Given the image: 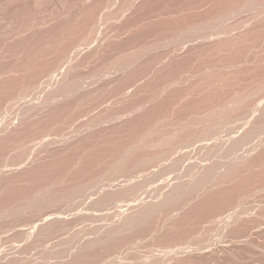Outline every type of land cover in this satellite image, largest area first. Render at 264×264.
I'll return each instance as SVG.
<instances>
[{
	"label": "bare ground",
	"instance_id": "1",
	"mask_svg": "<svg viewBox=\"0 0 264 264\" xmlns=\"http://www.w3.org/2000/svg\"><path fill=\"white\" fill-rule=\"evenodd\" d=\"M4 1L6 2L2 6L0 0V10L7 13L12 10L17 12V9L27 7L31 1L33 5L39 2V0ZM63 1L67 0L54 1V8L48 9L51 12L49 18L44 19L43 15L48 12L47 7L43 8L46 9L43 18H40L41 13L38 17L41 24L36 22L35 25L37 23L40 24L38 27L45 24L53 25L52 23L66 16L67 8L65 9L66 3ZM77 1L80 4H77ZM77 1L72 3L77 5L74 7L78 9L76 8L77 11L75 9L73 17L76 18L71 25L68 24V30L61 27L58 36L53 35L54 38L46 41L47 43L41 40L47 46L54 45L52 50L48 48L51 50L49 53L29 54L31 55L29 58L27 57L29 52L25 55L27 58L19 53L28 59L25 61L26 64L18 67L13 62L14 66L18 67L16 71L19 75L24 72L22 76L15 77V80L19 79L17 82L21 80L23 84L29 79V75L33 77L34 71L37 69L39 71V66L44 67V64L50 65L49 70L47 66L44 67L46 73L41 70L44 71L41 74H46L45 78L41 77V74L37 77L39 74L37 71L38 74L33 77L34 83L31 85L38 89L44 79L51 78V82L49 81L50 86L46 90L44 88L48 85L42 88L45 92L37 102L21 110L16 125L11 127L12 125L0 124V136L3 139L7 137L3 136L4 134L9 132L12 134L13 128L14 132L25 120L29 122L30 114L31 117L38 116L42 119L41 116L46 114L48 108H51L48 111L50 113L57 103L65 102L70 110H76L85 103H94V106L101 103V106H106V110L110 112L106 115L99 113L95 117L93 112L95 109H91L92 113L85 115L87 117L81 125L76 122L79 126L74 124L73 128L70 126L72 129L69 127L70 132L65 133L67 135L49 138L52 142L46 144L51 142L50 146H58L55 152L49 146L45 148V145L43 148L46 151L49 149V153H40L45 152L42 148L40 152H34L36 154H32L33 156L20 155L27 161L23 170L17 167L18 169L2 171L18 170L19 173L14 174H18L19 185L22 179L26 181L27 177L29 179L33 176L35 179L34 177L39 174L43 176L59 160L68 159L72 164L68 163L67 170L64 168L66 171L63 169L64 165L60 166L61 177L59 174V176L53 174L58 177V180L56 179L58 184L59 182L65 184H60L62 186L59 188L60 191L57 189L61 194L59 197L72 195L75 200L79 195L85 197L90 194L91 188L98 189L90 194L96 193L95 197H91L89 208L111 206L113 212L108 223L89 229L83 225L87 227L86 230L83 229L85 231H80L83 227L79 226L81 228L76 230L83 232L76 234V230L75 233L72 232L75 224L72 226L69 222L74 217L71 216L70 220L63 219L64 215L62 217L58 214L52 215L55 212L45 217L46 214H41L44 212L42 211L44 205L41 213L37 210L36 216L39 218L43 215L45 218L43 216L39 218L40 220L35 218L34 222L37 221L26 231L24 238L14 240L16 243L13 244V241L12 249L0 253V264H126L122 261L126 255L120 258L122 250L134 249L139 239L143 236L146 238V235L155 241L154 244L164 249H159V252L164 251L162 255L152 254L157 256L148 264H242L243 258L249 256L250 258L259 256L260 261L256 263L264 264V195L263 199L261 198V192L264 191V0H197L189 5L190 0L188 2L185 0L184 3L188 6L183 5L179 10L177 8L175 11L171 9L172 11L166 12L165 9L162 12L161 8H158L160 10L156 12L154 8L157 14L151 12L152 15L148 11L150 16L145 18L150 22V26L143 18V11L153 0ZM176 1L178 3V0ZM180 1V5L184 4ZM170 4L175 2L169 3V7ZM151 7L154 6L149 8ZM170 8L167 7V10ZM68 10H71V7ZM143 22L149 27L143 28L145 24ZM10 23L9 21L8 24ZM30 23L28 19L27 24ZM8 24V28L5 25L8 31H15L14 25L13 29L9 30ZM57 24L59 26V23ZM27 27H24L25 32ZM43 27L46 28V25L41 26ZM17 30L16 34L13 31V36H10L11 32L8 35L7 30H2L1 27L0 34L5 31L7 41H12L11 39L17 35ZM25 32L22 34L27 35L28 31ZM5 33L0 36L3 37ZM16 39L18 40L17 36ZM18 41L21 42L20 38ZM33 42L35 45L36 41ZM2 48L4 46L0 47V53ZM14 48L11 50L13 55ZM3 54L9 56L6 52ZM207 55H212L210 60L214 59L213 56L218 58L217 55L219 57L223 55V58L210 62ZM99 59L106 60L94 68ZM201 59L204 60L201 62L203 65L201 63V66L197 65ZM18 61L20 63V60ZM205 61L210 63L206 64ZM11 68L15 70L14 67ZM58 71L59 73L55 74ZM1 73L2 78L3 73L8 74L10 78L14 71L7 68ZM7 85L1 81L0 91L7 89ZM24 86L20 88L24 89ZM33 89L31 87L32 92ZM25 92L30 91L25 87ZM7 96L9 98L8 94ZM2 100L4 101V98ZM3 109L0 110V116ZM15 110L19 108L16 107ZM40 110L46 112L43 114ZM12 118L11 116V120ZM71 119L70 121H73ZM99 145L106 147L107 153L95 152ZM14 156L17 157L19 154ZM89 156L95 158V162L93 160V163L84 164V159ZM23 160L19 163L15 160L16 163L10 164L21 165ZM166 175L168 176L166 181H162ZM18 178H21V181ZM157 180H160L158 185L163 182L160 187L156 184ZM13 182L15 185L16 182ZM11 183L5 185H10L9 188L14 187ZM66 183L70 184L69 188L66 187ZM103 183L107 185L101 186ZM46 184L48 186V182ZM152 184H156L158 188L154 185L157 188L154 189ZM4 186L0 187V193L8 188ZM64 188V192L61 191ZM49 191L51 193V190ZM36 194V197L43 200L44 193ZM59 197L51 194L46 196L45 200H58ZM67 197L64 196L62 199ZM53 200L46 202V206H51ZM39 203L36 205L39 206ZM36 205L34 203L35 207ZM51 212L50 210L49 213ZM70 228L72 235L74 234L72 239L70 234L69 239L68 236H61ZM23 236L21 234L19 238ZM146 242L149 243V240L146 239ZM137 249L140 251V248ZM257 249L262 250H259L262 253L256 251ZM146 251L145 254L149 250ZM131 253L132 251L130 255ZM137 255L131 256L134 257L132 260L135 261ZM140 255L137 259L139 257L141 259ZM144 261H147V258Z\"/></svg>",
	"mask_w": 264,
	"mask_h": 264
},
{
	"label": "rangeland",
	"instance_id": "2",
	"mask_svg": "<svg viewBox=\"0 0 264 264\" xmlns=\"http://www.w3.org/2000/svg\"><path fill=\"white\" fill-rule=\"evenodd\" d=\"M2 2V6L5 4V2L6 1H4V0H1ZM41 0H39V2L36 4V5H40V6H36V5H33L34 3L31 1V4H29V5H27V7H25L24 6V8H22V9H17V12H15V10H12V11H9L10 13H7V12H2L1 10H0V28L2 27V30L4 29V30H7V32H8V35H10L9 33L11 32V35L10 36H13V34H12V32L14 31H8V26H7V24L9 23V21L12 23H10V24H8V25H10V29L9 30H11V28L13 29V26L12 25H14V29H15V34H16V29H18L17 30V35H15V37L13 38V39H16V36H17V38H18V40H19V38H20V41L21 42H19L17 39L16 40H13V39H11L12 41H7L8 39H7V35H6V33H5V31H3V33H5L4 34V36L2 37V36H0V39H2L1 41H0V43L2 44H0V47L2 46H4V48H2L3 50H2V52L4 53V52H6V54L8 55L9 54V56H12L13 54H12V52H11V50L14 48V45H15V48H14V54L15 55H13L12 57H14V60H13V58L11 57H9V56H4V54L1 52L0 53V55H2L3 54V56H0V60H2V61H0V64H1V69H0V74H2L1 72L2 71H5V70H7V68H8V70H12V72L14 71V74H18V72L16 71L17 70V68L18 67H22L23 66V64H26L25 63V61L26 60H28V59H25V58H27L28 56L30 57L31 55H29V54H33V53H37V54H39V53H49L51 50H52V48L54 47V45H52V44H50L49 46H47L46 45V43L48 42V41H50V39H52V38H54V36L56 37V35L58 36L59 35V33L61 32V27H63L65 30L67 29L68 30V28H69V26H68V24L70 23V25L72 24V21L76 18V17H73V15L76 13V11H77V9L74 7V6H77V5H73L72 3H74L75 1H77V0H73V2H72V0H67V1H63L64 3H66V6H68V5H70L69 7H71V10H68L69 9V7H66L65 5V9L67 8V10H66V13H67V15L66 16H64L63 18H60V19H62L61 21H62V23H61V21L59 22V20H57V22L56 23H52L53 25H51V24H45L46 25V28L45 27H43V28H41V26H45V25H41L40 27H38V25H40L41 24V22H39L38 20L40 19V18H43V16H45L44 17V19H46V18H49V13H51V12H49L52 8H54L53 6H54V1L55 0H42L41 2H40ZM69 1V2H68ZM156 1V2H155ZM160 0H153V2L152 3H150L149 5H148V7L147 8H149L150 6H154V7H151V9L149 8V9H145L144 11H143V18H149V16L150 15H152V13L151 12H154V14H157V13H155V11L157 12L158 10H160V9H158V8H161V11L163 10H165L166 9V12H170V11H175V9H177L178 8V10L179 9H181L182 8V6L183 5H185V3H184V1L185 0H178V3H177V1L176 0H171V2H170V0H165V1H162V3H163V5L165 6V7H162L163 5H162V3H161V1L159 2ZM167 1V2H166ZM175 2V4H170V7H172L173 5H175V6H177V7H175V6H173L172 8H170L169 7V3H174ZM179 1L181 2V3H184V4H182V5H180V3H179ZM195 1H197V0H190V2L188 3V5L190 4V3H193V2H195ZM78 2V1H77ZM158 2L160 3V5H158ZM166 2V3H165ZM185 2H188V0H186ZM53 3V4H52ZM68 3V4H67ZM76 3V2H75ZM77 4H80V2H78ZM152 4V5H151ZM155 4V5H154ZM157 4V5H156ZM177 4V5H176ZM179 4V5H178ZM187 4V3H186ZM172 5V6H171ZM188 5H185V6H183V7H186V6H188ZM33 6H34V8L35 7H38V8H33ZM158 6V7H157ZM42 7V8H41ZM47 7V10L46 9H43V8H46ZM79 7V6H78ZM167 7L168 8H170V10L168 9L167 10ZM27 8V9H26ZM35 10H33V9ZM51 8V9H50ZM154 8H156L155 9V11H154ZM163 8V9H162ZM48 9H50L49 11H48ZM75 9H76V11H75ZM172 9V10H171ZM34 12H33V11ZM44 10H46V12H48V14L46 13V15H43V14H45L44 12ZM147 10V11H146ZM151 10V11H150ZM14 11V12H13ZM70 11V12H69ZM151 13L150 15H149V12ZM161 11H159V12H161ZM162 11V12H163ZM2 12V13H1ZM25 12H27V13H25ZM32 12V13H31ZM39 12V13H38ZM75 12V13H74ZM148 12V13H147ZM14 13V14H13ZM34 13V14H33ZM38 13V14H37ZM40 13H41V17L40 18H38L39 16H40ZM147 13V15L145 16V14ZM11 14V15H10ZM28 14V15H27ZM21 15H23V17H25V18H23ZM25 15V16H24ZM34 15V16H33ZM43 15V16H42ZM18 16V18L16 19V17ZM37 16V17H36ZM48 16V17H47ZM76 16V15H75ZM10 17V18H9ZM13 17V18H12ZM26 17H27V20H25L26 19ZM35 17V18H34ZM67 17V18H66ZM13 19V21H11L12 19ZM22 18V19H21ZM146 18H145V20H146ZM8 19V20H7ZM9 19H11V20H9ZM24 19V20H23ZM28 19H29V22H33L34 23V25H32L31 23V25L29 24H27L28 23ZM37 19V20H36ZM43 19V20H44ZM69 19V20H68ZM6 20V21H5ZM19 20V21H18ZM42 20V21H43ZM66 20H68L67 21V23H65V21ZM144 20V19H143ZM144 20V21H145ZM148 20V19H147ZM147 20H146V22H147ZM2 21V22H1ZM16 21V22H15ZM18 21V22H17ZM25 21V22H24ZM40 21H41V19H40ZM6 22V23H5ZM19 22H20V24H19ZM22 22V23H21ZM27 22V23H26ZM36 22H38V23H40V24H36L35 25V23ZM63 22H64V24H63ZM149 22V21H148ZM147 22V23H148ZM4 23V24H3ZM57 23H59V26H58V24ZM143 23H145V22H143ZM147 23H145L144 25H143V28H145V27H149L150 26V22L148 23L149 24V26H148V24ZM18 24H19V26H18ZM64 26H63V25ZM3 25H4V28H3ZM5 25L7 26V28L5 27ZM48 25V26H47ZM56 25V26H55ZM18 28H17V27ZM21 26V27H20ZM27 26H29V28L27 27ZM58 26V27H57ZM67 26H68V28H67ZM24 27H27L26 29H27V33L24 31L25 29H24ZM6 28V29H5ZM19 28H20V30H19ZM21 29H23V30H21ZM59 29V30H58ZM146 29V28H145ZM64 30V31H65ZM18 31H19V34L20 35H18ZM27 34V35H25V34H22V33H24V32ZM58 32V33H57ZM2 33V34H3ZM2 34H0V35H2ZM22 34V35H21ZM56 34V35H55ZM7 37H6V36ZM26 37H25V36ZM49 35V36H48ZM52 35V36H51ZM54 35V36H53ZM46 36H48V37H46ZM6 37V38H5ZM22 37V38H21ZM43 37V38H42ZM45 37V38H44ZM50 37V38H49ZM5 38V39H4ZM26 41H25V40ZM43 39V41H47L46 43L45 42H43V41H41ZM45 39V40H44ZM4 40V41H3ZM28 40L30 41V42H28ZM39 40V41H38ZM14 41V42H13ZM33 41H36V44L35 45H33L35 42H33ZM5 42H7V43H5ZM16 42V43H15ZM18 42L20 43V44H18ZM37 42H38V44H37ZM6 44V46H5V44ZM27 43H30V44H27ZM9 44V45H8ZM11 44V45H10ZM24 44V45H23ZM28 46H27V45ZM40 44V45H39ZM43 44H45L47 47H45ZM13 45V46H12ZM17 45V46H16ZM26 45V46H25ZM31 47H30V46ZM37 45V46H36ZM33 46H34V48H33ZM39 46V47H38ZM8 47H12V48H8ZM26 47H28V48H26ZM30 47V48H29ZM38 47V48H37ZM50 47V48H49ZM8 48V49H7ZM33 48V49H32ZM37 48V49H36ZM44 48V49H43ZM45 48H46V50H48V51H46L45 50ZM51 49V50H49V49ZM27 49V50H26ZM39 49V50H38ZM41 49H43L42 51H41ZM55 49V48H54ZM6 50V51H5ZM7 50H9V51H7ZM33 50H35V51H33ZM13 51V50H12ZM18 51V52H17ZM25 51V52H24ZM39 51V52H38ZM41 51V52H40ZM16 52H17V56H19V57H17L16 56ZM24 52V53H23ZM29 52V53H28ZM19 53H21L23 56H25L27 53H28V55H27V57L25 56V58L23 57V56H21ZM21 56V57H20ZM212 56V55H211ZM210 55L208 56L207 55V57H208V60L210 61V62H215V61H217V60H221L223 57V55H220V57L217 55V57L218 58H215V56H213L212 58H214V59H212V60H210L209 58L211 57ZM2 57H3V59H2ZM10 58V60H9V58ZM28 57V58H29ZM207 57L205 58V59H207ZM222 57V58H221ZM7 58V59H6ZM16 58H18V59H16ZM24 58V59H23ZM219 58H221V59H219ZM204 59V58H203ZM203 59H201V61H199L198 63H197V65H200V63L202 62H204V60ZM18 60H20V63H19V61ZM105 60L106 59H99V60H97L96 61V63L97 64H95V67L94 68H96V67H98V66H100L102 63H104L105 62ZM214 60V61H213ZM22 61H24V63H21ZM208 61V63L205 61V63L206 64H209L210 62ZM13 62H15V63H13ZM27 62V61H26ZM4 63H7V64H4ZM13 63V64H12ZM201 63V65H203ZM14 64H15V66H18V67H15L14 66ZM5 65H7V66H5ZM10 65V66H9ZM13 65V66H12ZM45 65V66H44ZM43 66L44 67H46L48 70H49V68H50V65H46V64H44ZM200 65V66H201ZM25 66V65H24ZM3 67V68H2ZM7 67V68H6ZM10 67V68H9ZM11 67H14L15 68V70L13 69V68H11ZM42 67V66H41ZM40 66H39V71H38V69H37V71L39 72V74L37 73V71H34V73L33 74H35L34 76H36L37 74V77L41 74V73H44V67H42L41 68ZM41 68V69H40ZM45 68V69H46ZM4 69V70H3ZM41 70H44V71H41ZM60 70H62V68L60 69ZM41 71V72H40ZM47 71V70H46ZM46 71H45V73H46ZM8 72H10L11 73V71H8ZM7 72V73H8ZM17 72V73H16ZM6 73V72H5ZM5 73H3V75H4V77L6 76V75H8V74H6L5 75ZM59 73V71L58 72H56L55 74H58ZM13 73H12V75H13V77H12V75H10V78L12 79V81H11V79L9 78V75L7 76V77H1L2 75H0V80L2 81V83L4 82V83H6V84H8L7 85V89L6 90H8V92L4 89L3 91H0V104H2V105H0V110L1 109H3L2 111H3V113H5V114H3L2 112H1V116H0V124L1 125H7V126H11V127H13L14 125H16L17 123H18V121H19V119H20V116H21V110L23 109V108H25V106H28L29 104H32V103H35V102H37L39 99H40V97L44 94V92H45V90L50 86V82H51V78H48V79H42V78H40V79H42L43 81L41 82V84L37 87L38 89H35L36 88V86L34 87V86H32L31 84H33L34 82V80H32L33 79V77H32V75H27L28 77H29V79L27 80V81H25L23 84H22V82H21V80L19 81V82H17L19 79H17V80H15V77L17 76V77H19L20 75L22 76L23 74H24V72H23V74L21 73L20 75L18 74V75H14ZM44 75H46V74H41V77H43ZM26 77V76H25ZM30 77H32V78H30ZM40 77V76H39ZM43 78H45V76L43 77ZM7 80V79H9V80H7V82L6 81H4V80ZM14 80V81H13ZM25 80V79H24ZM31 82H30V81ZM36 80V79H35ZM45 80H47L46 82H44ZM1 81H0V83H1ZM15 81H16V83H15ZM36 81H39V79H37ZM50 81V82H49ZM14 82V83H13ZM30 82V83H29ZM33 82V83H32ZM21 85H20V84ZM11 84H13V85H11ZM18 86H17V85ZM46 84V85H45ZM12 86V87H10L9 88V86ZM15 85V86H14ZM25 85V86H24ZM48 85V86H47ZM23 86H24V89H21V88H23ZM27 86H28V89H27ZM46 87V88H44L45 90H43L42 88L43 87ZM16 87V88H15ZM21 87V88H20ZM25 87H26V90L28 91H30V92H28V93H26L25 92ZM29 87H30V89H29ZM31 87H32V89H33V87H34V89H33V92L31 91ZM9 88V89H8ZM14 88V89H13ZM13 91V92H11V90ZM22 90V91H17V90ZM42 89V90H41ZM15 90V91H14ZM17 91V92H16ZM23 91L26 93H24V94H22L23 93ZM37 91H39V92H41V94L39 93V92H37ZM4 92V93H3ZM22 92V93H21ZM10 93V94H9ZM13 93H15L14 95H13ZM18 93H20V94H18ZM37 93H38V95H37ZM3 96H2V95ZM7 94L9 95V98L11 97V99H9L8 98V96H7ZM27 94H29V96L27 95ZM37 95V97H35L34 95ZM23 95H24V97H23ZM26 95V96H25ZM14 96V97H13ZM20 98H19V97ZM2 97V98H1ZM34 97H35V99H34ZM4 98V101L2 100ZM6 98V99H5ZM34 100H33V99ZM37 98V99H36ZM18 99H19V102H18ZM23 99V100H22ZM32 99V100H31ZM9 100V101H8ZM14 103H12V102ZM5 102V104H3ZM6 102L9 104H6ZM17 102V103H16ZM23 102V103H22ZM27 102V103H26ZM104 101H102V103H103ZM11 104V105H10ZM23 104V105H22ZM92 103H88V104H84V105H82L81 107H78V109H76V110H73V109H71L70 110V108L69 107H67V104L64 102L63 104L62 103H57L55 106H51L52 107V110H51V112L49 113L48 111L51 109V108H48V110H47V112H46V110H44L45 112H46V114H44L45 112L42 110H40L41 111V113H43L44 115H42L41 117H42V119H40L38 116H33V117H31L32 115L30 114L29 116H30V120H29V122L27 121V120H25L26 122H28L27 124H26V122L24 121L23 123H25V125H22V124H20L21 125V127H17L16 129H15V131L14 132H16V134L13 132V130H14V128H13V130H12V134H11V132H9V134L7 133V134H4L3 136H7V137H4L3 139H2V136H0L1 137V140H0V172L2 171V169H6V170H8V169H11V168H19L20 170H21V168H22V170H23V167H25V165H26V162L27 161H24L22 158H21V156L20 155H28V156H33V155H35L34 154V152H37V151H39L40 152V150L43 148V146H45V148L46 147H51L52 148V150L55 152L56 151V149H57V147H56V145L54 146V148H53V146H50L51 145V142H52V140L51 139H53V138H55V137H60V135H62L63 136V134H65V133H68V132H70L69 130H70V126H72V128H73V125L75 124H79L80 123V125L83 123V120H84V118L85 117H87V116H85L86 114L87 115H89L90 113H92V112H90L91 111V109H95V111H93L94 112V115H95V117L99 114V113H102V115H103V113H104V115H106V114H109V112H110V110H106L107 109V107L106 106H101V103L99 104V105H96V106H94L95 104L93 103L92 105H91ZM7 105V106H6ZM13 105V106H12ZM22 105V106H21ZM90 105V106H89ZM8 106H10V107H8ZM14 108V109H12V107ZM19 106H21V107H19ZM83 106H85L84 108H82ZM16 107H18L19 108V110H15L16 109ZM63 107H65V108H63ZM8 108V109H7ZM11 109V110H10ZM60 109V110H59ZM64 109V110H63ZM6 110H7V112H6ZM10 110V111H9ZM67 110H68V112H67ZM79 110V111H78ZM103 110L105 111V112H103ZM15 111V112H14ZM61 111H62V113H61ZM60 113H61V115H60ZM69 113V114H68ZM8 114V115H7ZM49 114H51V115H49ZM4 115V116H3ZM49 115V116H48ZM53 115V116H52ZM60 115V117H58ZM101 115V114H100ZM11 116L13 117L12 118V120H11ZM15 116H16V118H15ZM72 116H74V118L72 117ZM35 117V118H34ZM46 119H45V118ZM71 117L73 118V119H71ZM8 118V119H7ZM33 118H34V121H33ZM10 119V120H9ZM70 119L71 120H73V121H70ZM6 121H7V123H6ZM8 121H10V122H8ZM14 121V122H13ZM30 121H31V124H33V125H31L30 124ZM55 123H54V122ZM33 122V123H32ZM77 122V123H76ZM10 123V124H9ZM9 124V125H8ZM77 124V126H79ZM27 125V126H26ZM29 125L31 126V127H29ZM67 125H68V128H66L67 127ZM32 127H34V128H32ZM70 127V128H69ZM76 127V126H75ZM20 128V129H19ZM26 128V129H25ZM67 130H66V129ZM71 128V129H72ZM22 129H23V131H22ZM28 129V130H27ZM69 129V130H68ZM17 130V131H16ZM32 132H30V131ZM34 130V131H33ZM64 130H66V132L64 131ZM19 131H21V132H19ZM18 133H19V135H18ZM3 133H1V135H2ZM22 134V135H21ZM11 135V136H10ZM13 135V136H12ZM14 135H16V136H14ZM65 135H67V134H65ZM22 136V137H21ZM52 136V137H51ZM12 137V138H11ZM51 137V139L49 140V138ZM9 138V139H8ZM99 138H101V136L99 137ZM104 139H106V138H104ZM103 140V139H102ZM49 141H51L49 144H46L47 142H49ZM41 147V148H40ZM56 148V149H55ZM43 150H45V152L43 151ZM52 150L50 151V152H52ZM106 147H103V146H101V145H99L98 147H97V149H96V151L95 152H100V154L101 153H105L106 151ZM42 151L43 152H40V153H47L48 151H49V149L46 151V149H42ZM105 151V152H104ZM20 152V153H19ZM13 153H15V154H13ZM49 153V152H48ZM53 153V152H52ZM107 153V152H106ZM19 154V156H14L13 157V155H18ZM33 154V155H32ZM43 154V155H44ZM42 155V154H41ZM96 155H99V154H96ZM23 157V156H22ZM93 157H91V156H89V158L88 157H86L85 159H84V164H90V162L91 163H93L92 161L94 160V162H95V158H93ZM12 159H13V161H15V160H17V161H15V162H13L12 161ZM24 159H26L27 160V158L25 157ZM20 160V161H19ZM23 160V162L22 163H20L21 165H18V164H13V165H11L10 164V162L11 163H19V162H21ZM64 161V162H63ZM67 161V162H66ZM72 161V160H71ZM88 161H89V163H88ZM9 162V163H8ZM25 162V163H24ZM7 163V164H6ZM24 163V164H23ZM61 163V164H60ZM68 163L70 164L71 162H70V160L68 161V159L67 160H59L54 166H51L50 167V170H48V171H46V172H48V173H46V174H43V176L42 175H38L37 177L35 176L34 178L35 179H33L32 177L33 176H31L30 178L32 179V181H30L29 182V179H28V177L26 178L27 180V183H26V181H24V179H22V183H20V179L21 178H18L20 181H19V185H18V180H17V175L16 174H14L15 172L16 173H19V172H17V171H12L13 172V174H12V172L10 171V172H8V171H6V170H3L2 171V173H0V187L2 188V185L4 186L5 185V183H7V184H10L11 183V181L14 179L13 177H15L16 179L15 180H13V181H15L16 183H17V185H16V183H15V185H13V181H12V183H11V185L12 186H14V187H10L9 188V186L10 185H8L7 186V184L5 185L6 186V188L7 189H5V192L3 191H1V193H0V253L1 252H3V251H5V250H7V249H12L13 247H11V244L13 243V241L14 240H16V241H18V240H21L22 238H24V236L26 235L25 233H27L26 231L29 229H31V227H33V225L35 224V222L37 221V220H40L41 219V217L43 216H40L39 218H38V216H36V215H38V213H36V212H40V210H42L41 208H43L44 207V205H45V209L46 210H44V208H43V210L42 211H44L43 213H41V214H46V216L45 217H47L48 215L50 216L53 212H55V214H52V215H59V216H65V218H64V216L62 217L63 219H66V218H68L67 220H70L72 217H74L73 219H71V221L73 220V222H71V221H69L70 223H72V226H73V224H75V226L77 227H75V228H72V226H71V228H72V232L73 233H75L77 230L76 229H78L79 230V228H81V227H79V226H82L83 227V225H86L87 227H83L82 229H80V231L81 230H83V229H85L86 230V228L87 229H89V227H91V228H95V226L96 227H98V226H101L102 225V223H103V225H104V223L106 222V223H108L109 222V217H110V215H111V213L113 212L112 210V208H110L111 206H106V207H104V208H102V207H98L97 206V208L95 207H91V208H89V206H88V204H89V202H90V200L93 198V197H95V194L96 193H92V195H90L91 194V192H96V191H98V189H96V190H94V188H91V190H89V192H90V194H87L85 197L83 196H77V199H75L74 200V198H73V196L72 195H64L65 197L66 196H68L67 198H65V199H67V200H65V199H62L64 196H62V197H59V195H61L60 194V189L62 188V186H60V184L62 185V184H64V183H62V182H59V184L57 183V180H58V177L57 176H54V175H60L61 174V168L62 167H60V166H63V169L64 168H66L67 166L69 167V165H68ZM22 164H23V166H22ZM72 164V163H71ZM70 164V165H71ZM58 165H59V167H58ZM66 165V166H65ZM89 165H87V167H88ZM17 168V169H18ZM26 168V167H25ZM57 170H56V169ZM61 169V170H60ZM53 170H56V171H53ZM65 170V169H64ZM63 170V171H64ZM66 170H67V168H66ZM65 170V171H66ZM55 173V174H54ZM48 174V175H47ZM54 174V175H53ZM15 175V176H14ZM48 177H47V176ZM51 175V176H50ZM58 175V176H59ZM52 176H54V177H52ZM60 177H61V175H60ZM59 177V178H60ZM164 177V176H163ZM166 178H163L162 179V181H166V179H167V175L165 176ZM39 178V179H38ZM50 179L49 181H47L48 179ZM53 178V179H52ZM162 178V177H161ZM161 178H160V180H161ZM12 179V180H11ZM44 179V180H43ZM46 179V180H45ZM56 180V181H53V180ZM9 180H10V183H9ZM35 180H37L36 182H35ZM41 180V181H40ZM160 180H157L156 181V184L158 185V182L160 181ZM40 181V183H38ZM43 181V182H42ZM48 182V186H47V182ZM53 182L54 184H52L51 182ZM160 182L159 183V185H158V187H160L162 184H163V182ZM56 182V183H55ZM26 184L25 186H23L24 184ZM31 183V184H30ZM36 183H38V184H36ZM41 183H43V184H41ZM162 183V184H161ZM34 184V185H33ZM36 184V185H35ZM105 184V185H104ZM156 184H152V186H153V188L154 189H157L158 187H157V185ZM31 185V186H30ZM33 185V186H32ZM54 185V186H53ZM65 185V184H64ZM63 185V186H64ZM66 187H70L67 183H66ZM107 184L106 183H103V185L101 184V186H106ZM154 185H155V187H157V188H155L154 187ZM4 186V187H5ZM16 186V187H15ZM37 186V187H36ZM41 186V187H40ZM45 186V187H44ZM47 186V187H46ZM36 187V188H35ZM40 189H39V188ZM51 187V188H50ZM54 189H53V188ZM57 187V188H56ZM65 187V186H64ZM0 188V189H1ZM13 188V190L11 191V189ZM19 188V189H18ZM26 190H25V189ZM35 188V190H33ZM42 188V189H41ZM60 188V189H59ZM67 188V189H68ZM16 189V190H15ZM24 189V190H23ZM29 189V190H28ZM33 191H32V190ZM59 191H58V190ZM66 189V190H67ZM7 190V191H6ZM20 190V191H19ZM44 190V191H43ZM49 190H51V193H50V191ZM64 190H65V188L63 189V190H61V191H63L64 192ZM94 190V191H93ZM9 191V192H8ZM16 191H19V192H16ZM41 191V192H40ZM46 191V192H45ZM55 191V192H54ZM15 192V193H14ZM36 192L37 193H46V195L44 196V194H43V200L42 199H40V197L38 198V197H36L37 196V194H36ZM49 194H48V193ZM57 192V193H56ZM5 195H4V194ZM16 193H17V195H16ZM27 193V194H26ZM31 193V194H30ZM57 194L58 196H56L55 194ZM62 193V192H61ZM30 196H29V195ZM35 194H36V196H35ZM51 195L52 194V196L54 195L55 197H59V199L58 200H53V199H51V200H49V201H54V202H51L50 204H51V206L50 205H48L49 207H50V210L52 211L51 213H49L50 212V210H49V207H47L46 206V202H48L49 203V201H48V199H47V201L45 200V198H46V196H48V195ZM62 194H65V193H62ZM1 195H4V196H1ZM6 195H8L7 197H6ZM16 195V196H15ZM264 195V191H262L261 192V198L263 199V196ZM23 196V198L21 199V197ZM69 196H70V201H71V199H72V201L70 202L69 200H68V198H69ZM8 197H9V199H8ZM78 197H80V198H78ZM88 197H89V199H88ZM92 197V198H91ZM85 198V199H84ZM6 199H8V200H6ZM19 199V200H18ZM41 201H40V200ZM61 199V200H60ZM81 199H83V200H85L86 201V203H85V201H83V200H81ZM18 200V201H17ZM36 200V201H35ZM37 200H38V202H37ZM81 201V202H83V203H81V202H79V201ZM8 201H9V203H8ZM39 201H40V203H39ZM88 201V202H87ZM70 202V203H69ZM76 202H79L78 204H79V206H77L78 204L76 203ZM34 203H35V205L37 204V203H39L38 205L39 206H41V203H43V205L38 209V207L39 206H37L36 205V207L34 206ZM47 203V204H48ZM70 205H69V204ZM74 203V204H73ZM53 204V205H52ZM68 204V205H67ZM82 204V205H81ZM30 205H32V206H30ZM55 205V206H54ZM81 205V206H80ZM30 206V207H29ZM53 206V207H52ZM85 206V207H84ZM88 206V207H87ZM47 207V208H46ZM52 207V208H51ZM68 207V208H67ZM71 207V208H70ZM78 207V208H77ZM80 207V208H79ZM81 207H83V208H81ZM8 208V209H7ZM28 208V209H27ZM35 208V209H34ZM37 208V209H36ZM70 208V209H69ZM30 209V210H29ZM34 211H33V210ZM72 209V210H71ZM22 210H24V211H22ZM38 210V211H37ZM47 210H49V211H47ZM68 210V211H67ZM80 210V211H79ZM64 211H66V212H64ZM32 212V213H31ZM46 212V213H45ZM47 212H48V214H47ZM8 213V214H7ZM35 214V215H34ZM78 214H80V215H78ZM69 216V217H68ZM72 216V217H71ZM44 217V216H43ZM42 217V218H43ZM44 217V218H45ZM71 217V218H70ZM35 218H38L35 222H34V220H35ZM70 218V219H69ZM106 220V221H105ZM32 221H33V223H32ZM108 221V222H107ZM105 223V224H106ZM33 224V225H32ZM91 225V226H90ZM93 226V227H92ZM30 227V228H29ZM71 228L69 229L70 230V232H69V230H68V232L67 231H64L63 233H64V235H62L61 234V236H68V239H69V236L71 235V238L70 239H72L73 238V235H72V232H71ZM90 228V229H91ZM73 229H74V231H73ZM76 230V231H75ZM85 230H83V231H85ZM82 231V232H83ZM68 234H67V233ZM79 231H77L76 232V234L78 233ZM82 232H79V233H82ZM65 233H66V235H65ZM22 234V236L23 237H20L19 238V236ZM70 234V235H69ZM19 235V236H18ZM15 237H17L16 239H15ZM149 237V236H148ZM147 237V235H146V238H145V236H143V238L142 239H139V241L135 244V246H134V249L133 248H131V250H130V248H129V250L128 249H124V250H122L123 251V253L121 254L120 253V258L122 259V257H124L125 255H126V257H124V259H122V261L123 262H125L126 264H129L130 262L131 263H134V264H143V263H145V264H148L151 260H152V258H154V256H157V255H162V254H164V251H161V252H159V249L160 250H164V249H161L160 247H158L156 244H154L153 242H155L154 240H152V238H148ZM67 239V238H66ZM146 239H147V241L149 240V243H147L146 242ZM143 240V241H142ZM16 241H14V243L13 244H15L16 243ZM78 242V241H77ZM77 242H74V244H77ZM140 242V244L141 243H144V244H141V247H143L142 248V250H141V247H139L140 246V244H138ZM147 244H146V243ZM12 244V246H14ZM152 244V245H151ZM154 244V245H153ZM147 245V246H146ZM155 246H156V248H155ZM137 247L138 248H140V251H139V249H137ZM145 247H147L146 249H147V251H146V249H145ZM149 247H151V248H149ZM152 247H154V248H152ZM149 248V249H148ZM9 249V250H10ZM145 249V250H144ZM153 250V252H152V250ZM158 250V251H155V250ZM135 250H138V252H136ZM146 251L147 253L145 254V252L144 251ZM260 249H257L256 251H258L259 253H262V252H260V251H262V250H260ZM129 251V252H128ZM132 251V255H130V252ZM136 252V253H135ZM140 252H141V255H140ZM149 252H150V256H149ZM155 252V253H154ZM127 253H129L128 255H127ZM134 253V254H133ZM139 253V255L141 256V259H140V257H139V259H137L138 257L137 256H139V255H137ZM162 253V254H161ZM145 254V255H144ZM152 254H157V255H152ZM124 255V256H123ZM134 255H137V256H135V258H136V260L134 261V260H132V258L134 259V257H132L131 258V256H134ZM146 255H148V256H146ZM127 256H130V258L129 257H127ZM142 256H144V257H142ZM126 258V259H125ZM144 260H146V258H147V261H144ZM150 258V259H149ZM248 258H250V256L248 257ZM247 257H245V258H243V261H242V264H257L258 263V261H260V257L259 256H254L253 258H252V256H251V258L250 259H248ZM247 259V260H246ZM251 259H252V261H251ZM128 260H129V263H128ZM140 260V261H139ZM149 260V261H148ZM244 260H246L245 262L246 263H244ZM132 261H134V262H132ZM138 263H137V262ZM141 261H142V263H141ZM257 262V263H256ZM260 263V262H259Z\"/></svg>",
	"mask_w": 264,
	"mask_h": 264
}]
</instances>
